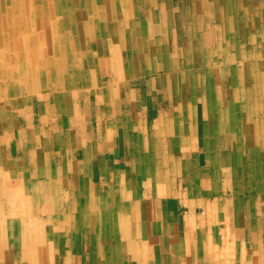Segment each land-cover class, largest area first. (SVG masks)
Here are the masks:
<instances>
[{"label": "bare ground", "instance_id": "obj_1", "mask_svg": "<svg viewBox=\"0 0 264 264\" xmlns=\"http://www.w3.org/2000/svg\"><path fill=\"white\" fill-rule=\"evenodd\" d=\"M206 2H212L214 10L220 9L218 14L226 17L225 22L231 27L227 33L229 37L226 39V49L223 52L221 50L226 66L213 64V55L200 49L201 41L208 37L206 30L198 26L196 17ZM263 2L2 0L0 14L9 18L12 27L1 24L0 31L7 32V36L0 40V45L4 46V42H9L16 32H28L30 34L22 36L18 42L14 40L10 43V48H22L19 51L23 50L25 53L14 54L12 58L15 57L18 63L22 60L28 63L36 60L42 69L47 62L45 53L51 55L56 69L53 68L51 76L45 80L53 93L51 101L56 102L57 110L59 99L65 112H78L79 106L73 104V99L80 96L78 90L88 85H92L96 91L106 90V97L105 103L100 106L95 101L97 94L93 95L95 100L92 103L91 93L89 99H79L82 104L85 101L91 103L89 109L85 105L84 110L96 120L95 126L90 129V135L87 133V125L81 126L82 132L78 136L70 129L67 133L60 128L59 136L56 133L58 140L54 139L59 150L58 166L57 162L50 160L49 151L44 153L36 150L32 154L33 158H29L31 161L34 159L36 168L43 169L37 173L39 177L57 178L58 199L62 200L60 210L57 207L58 211L50 212L44 208L42 211L37 210L35 217L20 221L16 216L21 214L15 216L13 206L7 198L6 186L2 187L0 264H86L87 258V264H175L178 260L176 255H181L182 248L191 240L192 229L197 251L196 264H264V242L260 235L263 234L260 230H263L261 227L264 219L257 216V210L264 209V182L261 181L264 180V168L258 166L259 160L264 159V139L262 141L258 137L260 124L250 120L255 116L257 119H264V113H261L264 108L259 109L254 104L256 96L264 94V74L255 72L260 67L255 61L240 58V52L237 54L234 51L236 38L241 35H232L240 30L242 36L246 35L247 38L244 22L249 19L251 6L258 3L256 7L264 8ZM187 13L191 20L189 23L194 28L190 32L191 38L184 28ZM262 15L264 16V12ZM16 18H20V24L14 23ZM179 39L182 41L179 42ZM108 41L112 44L107 45ZM208 58L212 63L206 61ZM11 59L8 58L7 61ZM237 62L241 63V71L238 70ZM32 68L35 69L34 66L30 67L28 74L36 75L39 81L44 80L43 71L37 72ZM145 78H151L153 86L156 85V78H160L161 83L166 85L168 97L173 102V107L168 112H155L146 96L138 98V88L145 83ZM3 82L0 76V96L5 94ZM224 82L228 88V101H219L217 95L223 91L218 87ZM238 83L241 84V89ZM257 85L259 88L260 85L263 87L260 92L256 90ZM66 89H70L68 94L63 92ZM28 90L26 81H23L16 90V98L12 96L15 102L20 103L23 100L20 96ZM53 105L46 107V113ZM2 108L8 115L6 106L0 104V109ZM37 109L35 112L39 111ZM227 118H232L230 127L232 131L236 129L237 136L230 148V157L223 160L216 137ZM149 121L162 126L154 129L155 125L150 126ZM195 124L197 126L193 127ZM199 124L202 129L199 146L203 149V162L206 165L197 169L196 164L200 159L192 156L195 171L201 178L191 187L183 186L182 179L176 176V173L180 176L182 171L175 173L174 169L180 161L190 159L188 154L180 153V149L194 144L192 134L198 133ZM16 125L18 127L14 126L13 130L20 129L22 149L25 152L31 146L34 149L38 143L35 141L36 137L27 135L25 138L26 135H23L26 130L21 129L22 126L19 127L18 123ZM26 125L33 130L37 124L27 120ZM165 125L170 127L165 129ZM100 126L102 130L104 127L108 128L102 137L106 143L104 140L100 141ZM1 128L0 123V130ZM112 131L117 134L114 141L109 133ZM254 132L258 135H254ZM245 134L250 138L247 142H243ZM127 138L134 151L128 158L134 171L130 173L119 167L111 172L104 163L109 158L103 154L104 146L112 149L115 143L121 144L122 139ZM74 152H77V156ZM9 158L8 152L3 151L0 165L14 170L11 175H15L16 182L20 184L19 191L25 197L30 194L28 202L31 200V205L37 202L39 205L41 201L45 204L47 200L49 203L47 196H53L50 188L46 185L47 188H42L40 194L39 189L37 193L32 186H27L30 179L24 181L25 176L20 174L18 163L12 157ZM94 159L101 179L99 186L92 180L95 177L92 163ZM241 160L251 161L257 167L254 166V170L249 173L248 169L243 168ZM224 166H229V169H224ZM37 171L29 173L32 175ZM23 172L28 175L27 171ZM1 175L8 174L0 172ZM248 179H258L262 184L252 185L251 192H248L244 186ZM149 182L154 184L152 189L147 184ZM143 183L148 187L146 193L142 191ZM38 184V187L33 186L41 187V183ZM212 184L215 185L213 190L210 189ZM105 187L108 189L105 190ZM181 196L182 205L190 211L189 215L182 218L178 216L179 209L176 206V199ZM146 197L153 198L151 226L147 222L148 212L145 214L142 209ZM198 209L202 210V214L197 213ZM39 212L48 214L51 221H41ZM261 214L264 218L263 212ZM9 218L12 219L11 222L8 221ZM219 220L225 224L224 228L217 223ZM243 222L251 230H246L245 225L242 226ZM149 227L152 228L150 233ZM173 227L176 230L172 231ZM77 231L87 236V242L91 246L89 252H84ZM160 231L162 234L154 240L153 234ZM254 232L258 234L259 244L252 249L245 240H241V236L247 239ZM229 234L231 238L228 237ZM11 235L13 239L9 240ZM67 246L69 248L64 251V258L57 261L58 251ZM167 253H171V256H167Z\"/></svg>", "mask_w": 264, "mask_h": 264}, {"label": "rangeland", "instance_id": "obj_2", "mask_svg": "<svg viewBox=\"0 0 264 264\" xmlns=\"http://www.w3.org/2000/svg\"><path fill=\"white\" fill-rule=\"evenodd\" d=\"M1 1L2 0H0V2ZM258 1H264V0H257V2ZM257 5H258V3H256V5L254 7L251 6L252 7V11L250 13V16L248 15L249 19H247L244 22V26L247 29L246 30L247 38L250 37L251 40H249V38L247 39L246 35L242 36V32L240 33V30L239 31L237 30L238 32L235 31L234 34H232V35L236 36V37H237V34L239 36L241 35V37H237L236 38L234 51L236 50L237 54H238V52H240V54H241V56L239 54L240 58L241 57H243V58L246 57L251 62L255 61V63L258 64V66H260L258 69H255V72L264 74V40H263L264 39V37H263L264 36V18H263L264 16L262 15L263 12H264V8L262 6L261 7H256ZM263 5H264V2H263ZM0 6H2V5L0 4ZM222 8L226 9L225 6H223ZM201 11H202V13H201ZM201 11H200V14H198L197 17H196V20H197L196 22H197V24H198V26L200 28H204L206 30V37H208V38H206L203 41H201L202 42V46L200 47V49L202 51L203 50L206 51L207 54L210 53L211 55H213V56H211V57H214L213 60H212L213 64L215 63L216 65L219 64L220 66H223V65L226 66L227 62L225 61V57L222 54V52H223V50L225 51V49H226V46H225L226 39H228V37H229L227 35V33H228V31L230 30L231 27L229 25H227V24H229L228 22H225L226 17L224 18L221 13L218 14V11L221 12V10L220 9L214 10L212 2L203 3ZM225 12H226V10H225ZM188 13H187V18L184 20V25H185L184 28L188 30L189 38H191L190 32H193L194 28L191 27V24H190L191 20L189 18V14ZM218 17H219V19H218ZM14 23L15 24L19 23L20 24V18H16V22H14ZM1 24H8V25L11 26L9 18L8 17H3L0 14V26H1ZM28 34H30V33H28V32H26V33L25 32H23V33L16 32L15 34H13L15 36H12L11 39H9V42L6 41V43L5 42L3 43L4 46L6 44L5 47L0 45V76L2 77V79L4 81L2 85L5 86V87L2 88L5 91V94L0 96V102H1L0 104L2 106H6V108H7L6 110L9 112L8 115H7V113H5V111H3L4 110L3 108H2V110L0 109V123L2 125V128H1L2 131L0 130V161L2 160L3 151H7L8 154H9V157H10L9 159H11V157H12V159L16 163H18L17 165L20 168L19 169L20 174L23 173V176H25L24 177V181L27 180V179H30V182L26 183L27 186H29V187L32 186L34 189H36L37 193H38V189H39V193L40 194L42 192L40 190L42 188H44V187L47 188V186H48V188H50L51 193H53L52 194L53 196H51L50 198H49V196H47V198L50 200L49 203L46 200L45 204H43V202L41 201L39 205H38V202L33 204V205H31V200L29 202L27 200V198L29 197L30 194L28 193L27 197H25V194L22 193L21 191H19L20 184L18 182H16V176L15 175H11V172L14 171V170H10V169L8 170L7 167H5L3 165H0V172L2 174H5V173L8 174L7 176L6 175L5 176L4 175L0 176V192L1 193L3 192L2 191V187L5 185L6 186V191H8L7 192V198H9L8 200L11 202V205L13 206V213L14 214L16 213L15 216L18 215V213L21 214V216L20 215L16 216V218L20 219V221H27L28 217H30V218L35 217L37 215L36 211L37 210H41L42 211L44 208L49 210L50 212H51V210L56 212V211H58V208L60 210V207H61L60 206L61 205L60 202L62 201L61 198L58 199V182H57V180H55L57 178H55V179L52 178L54 176H52L50 178H47V179H45V178L43 179V177H39L37 173H39V171L42 168L41 167L36 168L35 164H34L35 162L33 161L34 159H32V161H31L29 158L30 157L33 158L32 154L35 153L36 150L37 151H39V150L41 151L42 150L44 153L49 151L50 152V156H49L50 160L53 159V161L57 162V166H58L59 150H58L57 143H55V140L57 139L56 137L59 136L60 128H62L61 129L62 131L65 130L67 133H68V129H70L78 136L82 132L81 126H83V125L86 126L87 125V127H88L87 128V133L90 135L91 134L90 133V129L95 126L96 120L91 115L89 117L88 112H86L84 110L85 109V105L89 109V106H91V103L94 102V100H95L93 95L97 94L98 98L96 97L95 101L97 102V104L99 106H100V104L102 105L103 103H105V97H106V95H105L106 94L105 93L106 90H97L96 91L95 88L92 85H88V86L83 87V89L78 90L80 92H77V93L80 94V96H78V98L76 96V98L73 99V104H75L76 107L79 106L78 112L77 111H73V110H69V111L65 112L61 108V105L59 103L60 102L59 99H58V110H57L56 109V105H55L56 102L55 101H51L52 97H53V93H52V91L50 89L49 84L45 80V79H47L48 77L51 76V74H52L51 72L53 71V68L56 69L55 61L52 59L51 55L48 56L49 53H45V55L47 56V57H45V61H47V62L44 64V68H42V69L40 68L39 62H36V60L35 61H29V63H28V61H23L22 60V62L18 63L16 61L15 57L12 58V56H14V54L15 55H20V54L21 55L22 54L25 55V53H24L23 50L19 51L22 48H19V50H17L16 48H15L16 49L15 50L12 47L10 48L9 47L10 43H12V41H14V40L16 42H18V40L20 38H22V36H26ZM6 36H7V32L0 31V40L1 41L3 40V38H6ZM181 41H182V39H179V42H181ZM111 44H112V42L108 41L107 45H111ZM247 44H249V46H247ZM44 49H45V47H44ZM246 49H248V50L250 49V50L248 51ZM221 50H222V52H221ZM36 52L38 53L37 50H36ZM45 52H47V49L45 50ZM258 53H260L261 55L258 54ZM39 54H40V52H39ZM8 58H10V59L12 58L11 61H7ZM206 61L212 63L209 60V58ZM30 64H31V66H30ZM236 65L238 66V70L241 71L242 70L241 63L237 62ZM33 66H34L35 69L32 68V70L37 71V72L43 71L42 78H44V80L41 79L39 81L37 79L36 75L33 74L34 75V77H33V75L30 76L28 74L30 67H33ZM107 76H108L107 79L109 80L110 79V74L108 73ZM156 79H157L156 85L153 86L152 82H151V78H145V83L142 85V87L138 88V98H140L141 96L142 97L146 96L149 99V102L151 103L153 111L166 113V112L169 111V109L171 107H173L172 98L168 97L166 85H163L161 83L160 78H156ZM23 81H26L27 88H29V90L27 92H23L22 96H20V98L23 99V100H21L20 103L19 102L16 103L15 102L16 90L18 89L19 86H21ZM238 87H240V89H241V84L238 83ZM218 88L220 89L221 92L223 91V93H220L219 95H217V98L219 99V101H221V100L228 101V94H227V89L228 88L226 86V83L224 82L223 84H220ZM262 88L263 87L261 85H260V88L257 85L256 90L258 92H260V90ZM69 90L70 89L63 90V92L68 94L70 92ZM90 93L92 94V101H90L91 103L89 104V101H85V103L82 104L81 103L82 101H79V99H81L83 97H87L89 99V94ZM12 96H14L15 98L12 97ZM7 97L8 98L10 97V98L8 99ZM140 99H142V98H140ZM256 99H257V101H255L254 104L255 105L257 104L259 109H263L264 108V94L263 95H257ZM48 105L50 107L53 105V107L49 110L48 113H46V107ZM38 107H40V108H38ZM37 108L39 109V111H38ZM43 108H45V109H43ZM36 109H37L38 112H35ZM73 112H74V114H72ZM261 113H264V112H261ZM59 114H60V116H59ZM9 115H10V117H9ZM261 115H263V114H261ZM10 118H12V120ZM153 118L155 119L156 115H154ZM27 120H30V122H33L34 124H37V125H35L36 131H35V129H33L34 130L33 131L30 127H27V125H26ZM250 120H251L252 123L257 122V123L260 124L261 128L258 129L257 132H259L258 133L259 134L258 137L260 138V140L263 141V139H264V128H263L264 127V119L261 118V120H260V119H257V117L255 116V118L251 117ZM6 121H8V122H6ZM232 121H233L232 118L225 119L224 120V125L222 126L224 129L221 127L220 128L221 132L219 131L218 134H217V137H216V143L218 145L219 153L223 156V160L224 159H228L230 157V155L232 153V149H230V148L236 142V140H235V137L237 136L236 129L234 131H232L231 127H230V124H231ZM149 122H150L149 123L150 126L152 125V127H153V125H155L153 127L154 129H157L160 126H162L161 124H160V126H159V124L157 126L156 125L157 123L155 121H149ZM17 123L19 124V127L22 126L21 129L23 128V130L24 129L26 130V134L24 132V135H23V136L26 135L25 138H27V135L28 136L34 135L36 137L35 141L38 142V143L34 147V149L31 148L32 146L30 148L27 146L30 149V150L28 149L27 152H25L26 150L24 151L22 149L23 141L21 140L22 139L21 138L22 134L20 132V129L13 130L14 126L18 127L16 125ZM23 123H24V125H23ZM195 126H197V124L193 125V127H195ZM198 126H199L198 127L199 129L197 128L198 129V133L192 134V142H194V144H192V146L189 145L188 147L183 146V148L184 147L185 148L184 149H180V153L188 154L190 159L182 160L183 162L180 161V164H178L177 168L175 167V169H174L175 173L178 170L182 171V174L180 176H178L177 173H176V176L179 179H182L183 186H190L191 187V186L195 185L197 180H199L201 178L198 175V173L195 171L196 167L198 169V168H202L203 166L206 165V163L203 162V149H202L201 146H199V144L202 141V129L200 127V124ZM33 127H34V125H33ZM101 127L102 126H100V131L102 133H101V136H99V138H100V141L104 140L103 142L106 143V140L103 139L102 137L104 136L105 131L108 128L104 127L103 130H102ZM168 127H170V126H166L165 125L164 128L167 129ZM223 132H224V134H223ZM56 133H58V136L56 135ZM109 133H110V135H112L111 140L114 141V139L117 138L116 132L112 131V132H109ZM254 133H255L254 135H258L256 132H254ZM246 136H243V142H244V140H245V142L250 140V138L248 136L247 137ZM120 143L121 144H119V142L115 143L114 146L115 147L118 146L120 149H122L123 157L121 159H119V160L115 159L117 162H115V161L111 162V164H112L111 168L112 169L114 168L112 171H114L115 169H119V167H120L123 171H127V172L131 173V172L134 171V166L131 165V162L128 160V158H129L130 155L134 154V151L130 148V140L128 138L124 139V140L122 139V142H120ZM190 144H191V142H190ZM54 146H55V149H52ZM107 147H108L107 145L104 146L105 151L107 150ZM49 148H51L52 151ZM186 150H187V152H186ZM75 151H76V149H75ZM18 154H19V156H18ZM74 154H75V156H77V152H74ZM192 156H195L197 159L198 158L200 159V162H199V160L197 161L198 164H196V167L191 161ZM127 160H128V162H127ZM21 161H23V162H21ZM240 163L244 164V167L241 166V165L240 166L243 167L244 169H248L249 173H251V171L254 170L253 169L254 166L257 167V164L253 165V162H251V161L244 162L243 160H241ZM122 165H123V167H122ZM130 166H131V168H130ZM247 166H248V168H247ZM258 166L264 168V159H260L259 160ZM22 169L24 171H27L28 175L27 174L25 175V173L23 172ZM224 169L228 170L229 166L228 167L224 166ZM35 170H38L35 174L31 175L29 173V172L33 173V171H35ZM38 178L40 180H42V181L37 180ZM148 181H150V180H148ZM261 181L264 182V180H261ZM39 182L41 183V187L36 188V186L38 187V185H39L38 183ZM257 183L259 185L262 184V182H260L258 179H248L246 182H244V184H245L244 186L247 187V189H248L247 191L248 192H251L252 185L259 186ZM98 184L101 185L100 183H98ZM147 184H149L148 186L152 189V186L154 184L152 182H149ZM33 185H36V186H33ZM217 185H219V182L216 183V187H217ZM214 187H215V185L212 184L210 189L213 190ZM147 188L148 187H146V185L143 183L142 191H144V193L147 192ZM223 188H224V186H223ZM104 189L107 190L108 188L105 187ZM152 199L153 198H151V197H149V199H147V197H146L145 203L143 204V207H142V209H143L145 214H147V212H148V215H146V217H147L148 224L150 222V226L152 224V219L150 218L151 214H152V207H151ZM181 201H182V196L178 197L176 199V206L179 209V215L178 216L180 218H182L183 216L186 217L190 213V211H188L187 207L182 205ZM189 201H191V200H189ZM16 208L19 209V210L17 211ZM258 210H260L259 213H258ZM258 210H257V214H259V215H257L258 218L259 219H264L262 217V214H261L262 212L264 214V209H258ZM201 211L202 210L198 209L197 213L202 214ZM27 212H28V214H27ZM39 213H38V215H40L41 221H45L44 223H48L49 221H51V218L48 216V214H46V213H44V214L40 213L39 214ZM11 220L12 219L9 218L8 221L11 222ZM143 220L145 222L146 218L143 219ZM143 220H142V222H143ZM217 223L221 224V228L225 227L224 226L225 224L221 223V220H219ZM144 225H145V223H144ZM136 226H137V223H136ZM186 226H187V224H186ZM242 226H244V228H246V230H251V228H250V226L248 224L244 223V224H242ZM262 226L263 227H261V229L263 228V230H260V231H262L263 234H260V235L264 239V221L262 223ZM150 229L152 230V228L149 227V233H150ZM174 230H176V227H173L172 231H174ZM193 230L194 229H192L191 240H188L186 242L185 247L182 248V251L180 252L181 255H176V258L178 260H177V262L175 264H196L195 262H196V253H197V251H196V247H195V243H194L195 234L193 233ZM25 231H26V229H24V232ZM257 232H258V230H257ZM76 233H77V235H78V237H79V239L81 241V244L83 246L84 252L85 251L89 252V249H90L91 246L87 242L88 241L87 236L86 235L83 236V234L81 235L80 231H77ZM161 234H162V231L154 233L153 234L154 240H157L158 236H160ZM230 236L231 235L229 234L228 237L231 238ZM11 239H13L12 235L9 237V240H11ZM241 240H245V243L249 246V248L252 245V247H251L252 249L255 248V246L257 245V241H258L256 236H254L252 238H247V239H245V237L241 236ZM2 246H4V245L2 244ZM67 248H69V247L68 246L67 247H63V248L61 247V249L58 251L59 255H57V261L61 260V258H64V254H65L64 251L66 252ZM16 249H18V246L16 247ZM189 249H190V251H189ZM189 253H190V255H189ZM170 254L171 253H167V256L170 257L171 256ZM172 257H173V255H172ZM164 258L166 259V255H164ZM85 262H86V264L89 263V259L87 258L85 260Z\"/></svg>", "mask_w": 264, "mask_h": 264}, {"label": "crops", "instance_id": "obj_3", "mask_svg": "<svg viewBox=\"0 0 264 264\" xmlns=\"http://www.w3.org/2000/svg\"><path fill=\"white\" fill-rule=\"evenodd\" d=\"M95 150H99V149H96L95 148ZM103 154H105V155H107V157H109V158H107L106 159V161L104 162L105 164H106V166L108 167V169L111 171V172H113L112 170L114 169H112L111 168V162L112 161H115V162H117L116 160H119V159H121L122 157H123V152H122V149H120L118 146H114L112 149L108 146L107 147V150L105 151V148L103 149ZM116 159V160H115ZM92 163H93V169H94V171H95V177L94 178H92V180L94 179V181H95V184L97 185V186H99V184L98 183H100L101 184V179L99 178V172H98V170L96 169V166H97V161H96V159H94L93 161H92ZM116 170V169H115ZM114 170V171H115ZM97 177V178H96ZM254 236H258V234H256V232H254V233H252L250 236H247L248 238H252V237H254ZM257 239H258V237H257ZM251 241V240H250ZM263 242H264V239H263ZM257 244H259V239H258V241H257ZM252 246V245H251ZM257 246V245H256Z\"/></svg>", "mask_w": 264, "mask_h": 264}]
</instances>
